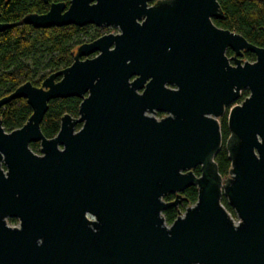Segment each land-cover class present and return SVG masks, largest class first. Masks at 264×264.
I'll list each match as a JSON object with an SVG mask.
<instances>
[{"label": "water", "instance_id": "obj_1", "mask_svg": "<svg viewBox=\"0 0 264 264\" xmlns=\"http://www.w3.org/2000/svg\"><path fill=\"white\" fill-rule=\"evenodd\" d=\"M222 18L219 0H70L23 18L120 33L0 99V110L20 98L33 110L12 132L0 119V264H264V48ZM71 97L78 117L46 138L49 102ZM227 111L224 177L215 158ZM192 186L196 203L168 225L164 212Z\"/></svg>", "mask_w": 264, "mask_h": 264}, {"label": "trees", "instance_id": "obj_2", "mask_svg": "<svg viewBox=\"0 0 264 264\" xmlns=\"http://www.w3.org/2000/svg\"><path fill=\"white\" fill-rule=\"evenodd\" d=\"M157 1V0H154ZM64 2L67 6L70 0H0L1 20L14 26L0 33V99L12 94L21 85L32 82L40 87L43 81L61 69L73 63V52L84 43H90L108 29L98 30L94 26L52 27L36 29L30 25L20 24L29 14H44L52 3ZM223 18L215 20V24L223 29L242 35L249 43L264 48V0H219ZM93 29L92 32L90 30ZM232 56V51L227 52ZM244 60L254 61L255 55L245 52ZM249 95L245 91L242 100ZM241 103V101H239ZM81 100L76 97L54 99L49 102L41 123V130L46 138L52 139L59 132L61 119L65 115L78 117ZM33 113L26 99H15L0 110L5 131L12 132L22 128ZM224 145L217 154L215 161L222 176H228L231 162L225 147L229 137L227 115L221 118ZM39 143L31 144L35 152H39ZM199 169L195 170L199 174ZM198 191L195 186L187 188L183 197L185 200L178 207H171L164 212L168 225L197 201ZM176 196L167 195L166 202L174 201ZM223 205L235 217L233 209L223 198ZM14 219L10 223H15Z\"/></svg>", "mask_w": 264, "mask_h": 264}, {"label": "flooded vegetation", "instance_id": "obj_3", "mask_svg": "<svg viewBox=\"0 0 264 264\" xmlns=\"http://www.w3.org/2000/svg\"><path fill=\"white\" fill-rule=\"evenodd\" d=\"M34 14V13H33ZM21 23V22H20ZM0 24H9V23H4L2 20H1V9H0ZM1 33V32H0ZM227 115V114H226ZM156 118H157V116L159 117V119H161V118H163V117H165L166 116V114H163V113H156ZM158 119V118H157ZM33 144V143H32ZM40 145V144H39ZM30 148H31V145H30ZM32 149V148H31ZM32 151H33V149H32ZM33 152H35V151H33ZM35 153H40V147H39V152H35ZM171 195H174V196H176L175 194H171ZM10 220L11 219H9L8 220V223H9V225H11V226H13V227H17V226H19V222L16 220V219H14L16 222L15 223H10Z\"/></svg>", "mask_w": 264, "mask_h": 264}, {"label": "built area", "instance_id": "obj_4", "mask_svg": "<svg viewBox=\"0 0 264 264\" xmlns=\"http://www.w3.org/2000/svg\"><path fill=\"white\" fill-rule=\"evenodd\" d=\"M95 27V26H94ZM95 28H97L98 30H102V29H108V31L104 34V35H108V34H119L120 33V31H119V29L118 28H115V27H109V28H98V27H95ZM104 35H102V36H104ZM101 36V37H102ZM100 38V37H99ZM240 104V103H239ZM231 110V109H230ZM228 114H229V111H227V116H228ZM184 213V212H183ZM183 213H180V215H183ZM235 221H236V223H237V219H235Z\"/></svg>", "mask_w": 264, "mask_h": 264}, {"label": "rangeland", "instance_id": "obj_5", "mask_svg": "<svg viewBox=\"0 0 264 264\" xmlns=\"http://www.w3.org/2000/svg\"><path fill=\"white\" fill-rule=\"evenodd\" d=\"M92 31H93V29H91V30H90V32H92ZM155 117H156V116H155ZM157 118L159 119V117H158V116H157ZM220 122H221V118H220Z\"/></svg>", "mask_w": 264, "mask_h": 264}]
</instances>
